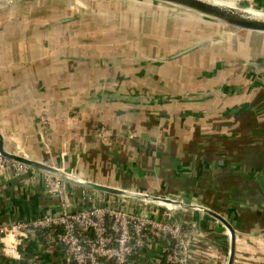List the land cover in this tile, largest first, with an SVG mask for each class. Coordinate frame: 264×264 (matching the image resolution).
Returning <instances> with one entry per match:
<instances>
[{
  "label": "crops",
  "instance_id": "0c3cea01",
  "mask_svg": "<svg viewBox=\"0 0 264 264\" xmlns=\"http://www.w3.org/2000/svg\"><path fill=\"white\" fill-rule=\"evenodd\" d=\"M176 35L189 44L158 43ZM0 133L66 177L1 163L0 225L146 204L188 230L190 264H229L228 225L233 264H264L263 32L155 0H0ZM10 240L17 255L0 239V264H63L40 233ZM168 247L158 238L126 264H163Z\"/></svg>",
  "mask_w": 264,
  "mask_h": 264
},
{
  "label": "built area",
  "instance_id": "2783aa9c",
  "mask_svg": "<svg viewBox=\"0 0 264 264\" xmlns=\"http://www.w3.org/2000/svg\"><path fill=\"white\" fill-rule=\"evenodd\" d=\"M1 163L12 165L16 170L31 167L0 154ZM28 233H40L46 240H54L63 250V264H126L158 238L169 240L163 264H190L188 230L168 214L156 215L146 204L137 211L114 201L105 205L93 203L76 210L64 206L57 214L0 225V239L12 244L6 249L13 256L17 255V243L10 239L27 237Z\"/></svg>",
  "mask_w": 264,
  "mask_h": 264
},
{
  "label": "water",
  "instance_id": "95a60500",
  "mask_svg": "<svg viewBox=\"0 0 264 264\" xmlns=\"http://www.w3.org/2000/svg\"><path fill=\"white\" fill-rule=\"evenodd\" d=\"M155 1L167 3V4L173 5V6L178 7V8H182L185 10L192 11L198 15L213 19L214 21L222 23L224 25H229L232 27L240 28V29L264 33V18H258V17L251 15L248 11H246V10H248V8L243 9V8H239V7H234V6H231L230 4L218 2V1H214V0H155ZM257 11H259V10H257ZM201 44H203V42L202 43L199 42L195 45H192L188 48H185V49L179 51L178 53H176L174 55V57L186 54L189 51L200 46ZM0 154L6 158L18 161L20 163L26 164V165L31 166V167L50 171V173L55 174V176H57V174H58L59 177H62L59 169H57L55 167H51V166L46 165L45 163H42L40 161L29 159L22 154L12 153V152L8 151L5 148V145L3 142V136L1 133H0ZM62 178H66V177H62ZM77 180H79V179H76V181ZM79 182L82 183L83 185H87L88 187L100 189L103 191H107L109 193H118L119 192L117 189H114L112 187H108L105 185H100V184H96L93 182H87V181H83V180H79ZM156 199L162 203L174 202L171 199H167V198H156ZM149 200H150V198H149ZM218 218L220 220H223L221 217H218ZM228 227L231 230L232 240H233L229 264H233L234 256H235L234 233H233V230L231 229V227L229 225H228Z\"/></svg>",
  "mask_w": 264,
  "mask_h": 264
},
{
  "label": "rangeland",
  "instance_id": "374dc122",
  "mask_svg": "<svg viewBox=\"0 0 264 264\" xmlns=\"http://www.w3.org/2000/svg\"><path fill=\"white\" fill-rule=\"evenodd\" d=\"M231 6H234V7H239V8H245V9H251V10H255V11H257V9H254V8H251V7H249L248 5H240V4H233V3H229ZM259 11H261V12H263L264 13V10H259ZM206 19H209L210 21H214L213 19H210V18H207V17H205ZM192 29V28H191ZM238 29H240V28H238ZM175 39L176 40H171V41H167L168 39H163L164 41H162V42H158L160 45H162V46H165V45H167V44H171V43H174V42H179V43H177L176 45H178V46H180L181 44H183V45H186V44H189L188 43V41H190V39L189 38H187L186 37V35H185V37H178V35H176V37H175ZM148 46H151V45H148ZM75 179H80V178H75Z\"/></svg>",
  "mask_w": 264,
  "mask_h": 264
},
{
  "label": "bare ground",
  "instance_id": "6f19581e",
  "mask_svg": "<svg viewBox=\"0 0 264 264\" xmlns=\"http://www.w3.org/2000/svg\"><path fill=\"white\" fill-rule=\"evenodd\" d=\"M246 11H248L251 15H253L255 17L264 18V13L263 12L255 11V10H251V9H248Z\"/></svg>",
  "mask_w": 264,
  "mask_h": 264
}]
</instances>
